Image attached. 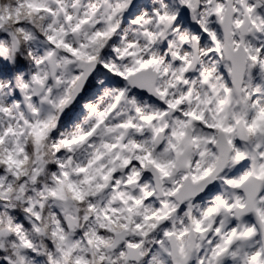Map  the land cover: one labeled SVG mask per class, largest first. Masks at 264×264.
I'll return each instance as SVG.
<instances>
[{
  "label": "clouds",
  "instance_id": "1",
  "mask_svg": "<svg viewBox=\"0 0 264 264\" xmlns=\"http://www.w3.org/2000/svg\"><path fill=\"white\" fill-rule=\"evenodd\" d=\"M0 264H264V0H0Z\"/></svg>",
  "mask_w": 264,
  "mask_h": 264
}]
</instances>
